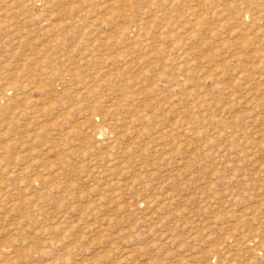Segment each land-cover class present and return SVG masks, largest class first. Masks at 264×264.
I'll use <instances>...</instances> for the list:
<instances>
[{"label": "rangeland", "instance_id": "374dc122", "mask_svg": "<svg viewBox=\"0 0 264 264\" xmlns=\"http://www.w3.org/2000/svg\"><path fill=\"white\" fill-rule=\"evenodd\" d=\"M0 264H264V0H0Z\"/></svg>", "mask_w": 264, "mask_h": 264}]
</instances>
